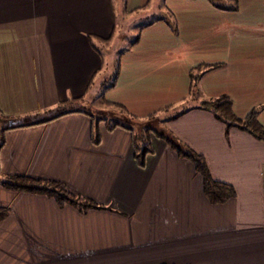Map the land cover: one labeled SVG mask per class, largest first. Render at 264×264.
<instances>
[{
    "label": "crops",
    "instance_id": "0c3cea01",
    "mask_svg": "<svg viewBox=\"0 0 264 264\" xmlns=\"http://www.w3.org/2000/svg\"><path fill=\"white\" fill-rule=\"evenodd\" d=\"M120 1L125 16L152 2L124 0V8ZM162 2L172 21L138 24L136 43L116 54L109 87L113 79H96L106 64L101 46L120 29L110 0H0V112L30 121L67 112L5 131L0 178L59 180L108 207L81 213L0 185V206L10 209L0 221V264H264V142L237 127L226 134L208 110L157 120L235 189L212 204L193 163L153 132L140 167L130 130H109L102 121L94 145L91 117L72 112L92 113L81 105L97 94L102 107L104 100L119 103L142 120L187 105L193 94L189 105L226 95L238 117L258 110L264 127V0ZM114 25L111 40L95 39H108ZM192 74H200L195 90Z\"/></svg>",
    "mask_w": 264,
    "mask_h": 264
},
{
    "label": "trees",
    "instance_id": "16d2710c",
    "mask_svg": "<svg viewBox=\"0 0 264 264\" xmlns=\"http://www.w3.org/2000/svg\"><path fill=\"white\" fill-rule=\"evenodd\" d=\"M110 3H111V8H112V16L115 21L116 13H115L114 0H110ZM148 3H146L145 6H147ZM123 6L125 8L124 0H123ZM141 8L143 7L133 9L131 10V12L136 11ZM168 16H171V14H168ZM157 20H166V22H169L167 18L166 19L160 18ZM153 22L142 25L140 27V30L145 28L146 26H149ZM171 25L174 26V23H172ZM114 32H115V25L112 29V35H110L108 39L97 38V37L95 39L104 41V42L109 41L113 37ZM138 36L139 34H137L134 40H132L131 45L136 43V41L138 40ZM89 40L92 42L93 36H89ZM122 52L123 51H120V53ZM102 62H103V59H102ZM100 69H101V66L97 72H99ZM118 69H119V63L117 62L115 64L113 82L111 83V85H109V87L113 86L116 80V77H117ZM191 76H192L191 88L192 90H195L200 74H195V75L192 74ZM92 82H93V77L90 83L88 84L85 94L91 88ZM85 94L82 95L79 99L83 98ZM196 100H197V103L195 105H189L187 101L186 102L187 105H183L181 109L179 110V112H177L175 115L170 116L169 118L170 119L176 118L179 115L183 114L185 111L192 109V108L208 110L212 112V114L215 116L216 119H218L224 124L226 134L228 133L230 128L237 127L239 129L247 131L252 136L257 138L258 140L264 142V127L258 120V110L253 109L249 111L244 117H238L234 113L232 100L226 95H220L213 99H196ZM104 104L107 105L108 107L112 106V107L117 108L121 113L125 114L126 116H129L134 119L136 118L135 115H132L131 113H129L127 109L119 103H114V102H109V101L104 100ZM172 106L173 105H169L165 108L167 109ZM165 108L161 110H164ZM72 112H82L91 117L93 121L92 142L94 145H97L100 142L99 123L102 121L105 122L109 130L117 126H121L123 128L130 130L132 133V142L134 146V158L136 160V163L140 167H143L145 165L146 155L152 152V148H150L148 144L145 142V138L147 134H149L150 132H153L157 137H160L163 140H165L179 157L187 158L193 163L196 172H198V174L201 176L203 193L210 203L222 204V203H225L230 198L235 196L236 192L232 185L216 180L212 176L207 166L206 159L202 154L196 152L195 150L191 149L189 146L182 143L179 139L173 136L172 133H170L163 127H160L159 129L154 128V127H146L144 129L145 135L139 136L133 132L130 126L120 121L110 122L109 119L105 117H101V116L96 117L93 113H89L84 110H75ZM157 112L159 111L150 113L149 115H147V117L148 118L154 117L157 114ZM65 113L67 112H59L45 119L30 121V120L13 119L0 112V149L4 144L5 131L10 130V129H15V128L27 127L31 125L43 124ZM140 139H141V142L139 141ZM0 185L4 189L14 191V192H28V193L46 195L48 197H51L55 201L58 207L62 208L65 205H70L76 208L81 213H85L90 209H108L107 206L96 202L92 198L71 192L70 190H68L66 185L59 180L34 177L28 174H16V175H9V176L7 175L4 177H1ZM9 212H10L9 207L0 206V221L4 220L9 215Z\"/></svg>",
    "mask_w": 264,
    "mask_h": 264
},
{
    "label": "rangeland",
    "instance_id": "374dc122",
    "mask_svg": "<svg viewBox=\"0 0 264 264\" xmlns=\"http://www.w3.org/2000/svg\"><path fill=\"white\" fill-rule=\"evenodd\" d=\"M116 5V14H117V21L120 24V29L117 30V33L115 37L112 39L111 43L107 47L101 46V51L105 57V68L102 72V75L96 79V84H100L103 79L108 77V80L113 79L114 69H115V57L118 51L121 48H127L134 37L136 36L139 25L143 24L150 19L162 17L164 19L168 18L170 19V22L172 21V17L170 18L166 12H163L162 6L163 2L162 0H152L150 3V6L142 11L132 13L128 16H125V13L122 11V2L120 0H115ZM101 81L99 82V80ZM98 88L97 86L95 89ZM97 92V91H96ZM95 92V93H96ZM194 94L191 95L189 98L188 103H194ZM95 101L99 103V105H95ZM78 105V104H77ZM92 105V106H91ZM60 106L61 108L64 107ZM83 108L89 109L96 117L98 116H104L109 119L110 122L114 121H120L126 125L133 126L135 128V132L137 135L140 136L139 130L140 128L144 129L148 126L153 125L154 128L159 129V125L157 121L158 119L162 118H168L169 116L175 115L181 107H176L174 109H171L170 111H166L163 113H160L158 117L154 118H146V119H134L129 116H126L125 114L121 113L117 108L115 107H102L99 98H97V94H95L94 100L91 101V103L88 105L82 104ZM141 142V139L139 140Z\"/></svg>",
    "mask_w": 264,
    "mask_h": 264
}]
</instances>
